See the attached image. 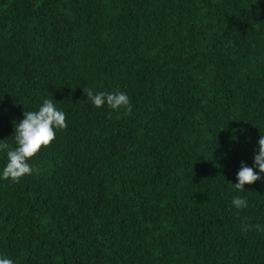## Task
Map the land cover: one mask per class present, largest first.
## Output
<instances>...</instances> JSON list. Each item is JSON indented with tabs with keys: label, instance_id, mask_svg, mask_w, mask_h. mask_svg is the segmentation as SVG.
Listing matches in <instances>:
<instances>
[{
	"label": "trees",
	"instance_id": "16d2710c",
	"mask_svg": "<svg viewBox=\"0 0 264 264\" xmlns=\"http://www.w3.org/2000/svg\"><path fill=\"white\" fill-rule=\"evenodd\" d=\"M44 99L67 129L18 183L0 151V257L264 264V231L240 229L264 227V174L234 185L264 134V0H0V140Z\"/></svg>",
	"mask_w": 264,
	"mask_h": 264
},
{
	"label": "clouds",
	"instance_id": "9594fccd",
	"mask_svg": "<svg viewBox=\"0 0 264 264\" xmlns=\"http://www.w3.org/2000/svg\"><path fill=\"white\" fill-rule=\"evenodd\" d=\"M84 94L92 105L101 108L105 104L116 111L123 110L125 116L132 112V105L129 97L124 92H95L91 88L84 87ZM24 119L15 122L14 139L16 147L12 148L4 140H0V151H6L8 162L3 169L2 177L11 179L18 183L26 176L31 175L33 169L29 161L36 156L43 147H48L56 138L57 130H66V115L57 110L52 99H44L37 111H24ZM260 171L257 172L255 169ZM264 174V134L261 135L258 142V153L254 156V166L249 167L242 162L241 169L238 171V183H235V189L243 191L246 184L255 183L262 178ZM232 205L237 210H243L248 207L247 200L242 197H235ZM231 210V209H230ZM242 232L247 233L252 229L264 231L260 225H249L242 222L240 225ZM0 264H14L13 260L6 257H0Z\"/></svg>",
	"mask_w": 264,
	"mask_h": 264
}]
</instances>
